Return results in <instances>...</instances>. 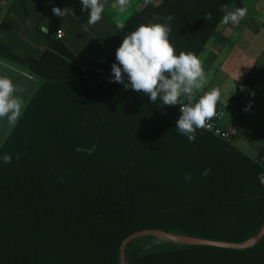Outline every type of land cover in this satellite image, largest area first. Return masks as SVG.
<instances>
[{"label": "trees", "instance_id": "1", "mask_svg": "<svg viewBox=\"0 0 264 264\" xmlns=\"http://www.w3.org/2000/svg\"><path fill=\"white\" fill-rule=\"evenodd\" d=\"M234 2L162 0L142 6L113 38L121 45L140 24L171 15L176 53L200 56L221 7ZM20 61L43 81L0 147V264H121L122 242L143 230L230 243L261 230L264 150L252 159L204 129L190 142L175 127V108L126 83L99 82L95 65L112 73L99 60L83 66L49 50ZM242 101L238 91L235 102ZM131 245L127 264H264V238L247 249Z\"/></svg>", "mask_w": 264, "mask_h": 264}, {"label": "crops", "instance_id": "2", "mask_svg": "<svg viewBox=\"0 0 264 264\" xmlns=\"http://www.w3.org/2000/svg\"><path fill=\"white\" fill-rule=\"evenodd\" d=\"M103 3L102 19L90 25V9H83L82 0H0V76L10 77L20 88L22 112L43 78L20 58L37 61L50 50L69 55L83 66L99 60L112 68L117 62L120 45L113 38L117 25L142 5L140 0H128L125 5L119 0ZM56 6L67 7V14L55 15L52 9ZM242 6L249 14L239 23H221L201 52L207 83L196 98L219 88L217 107L227 109L222 125L231 131V145L257 159L264 150V0H235L228 11ZM58 30L63 31L62 38L57 37ZM101 69V65L93 67ZM254 70L259 75L250 86L246 79ZM238 91L243 94L240 104L235 102ZM13 126L0 119V147Z\"/></svg>", "mask_w": 264, "mask_h": 264}, {"label": "clouds", "instance_id": "3", "mask_svg": "<svg viewBox=\"0 0 264 264\" xmlns=\"http://www.w3.org/2000/svg\"><path fill=\"white\" fill-rule=\"evenodd\" d=\"M119 2L125 5L128 0ZM82 5L83 9H90L88 24L94 25L102 19L103 0H82ZM67 10V7L61 9L58 6L52 9L55 15L62 17ZM221 11L225 13L221 20L223 24L239 23L247 15L245 7L228 11L226 6H222ZM205 17L208 21L212 19L210 13ZM172 20L169 15L164 23H142L124 36L116 50L117 62L112 65L113 82L124 83L126 74L125 88L142 92L154 103L159 98L162 105L180 104L175 127L192 142L196 139L197 129L206 128L207 122L217 115L221 91L212 88L196 98L207 83L203 60L191 51L176 53L170 41L171 26L167 23ZM117 27L123 29L125 25L118 24ZM19 92L20 88L10 77L0 76V119H6L10 126L17 123L23 109L24 101ZM16 158H20L19 154ZM2 159L5 164L11 163L12 156L6 153ZM185 179H191L190 174H186ZM260 181L264 183V173Z\"/></svg>", "mask_w": 264, "mask_h": 264}, {"label": "water", "instance_id": "4", "mask_svg": "<svg viewBox=\"0 0 264 264\" xmlns=\"http://www.w3.org/2000/svg\"><path fill=\"white\" fill-rule=\"evenodd\" d=\"M145 236H159L161 238L173 241L176 244H182V245H207V246L224 247V248H232V249H247L255 246L264 238V225L254 237L242 243H230V242H222V241H214V240H205L190 236L177 235L161 230H143L128 236L122 242L120 247L121 264H127L125 252L128 245L135 239Z\"/></svg>", "mask_w": 264, "mask_h": 264}, {"label": "built area", "instance_id": "5", "mask_svg": "<svg viewBox=\"0 0 264 264\" xmlns=\"http://www.w3.org/2000/svg\"><path fill=\"white\" fill-rule=\"evenodd\" d=\"M162 0H140L142 6L149 5H158ZM64 35L62 30L57 31V37L62 38ZM86 70V69H85ZM94 73L98 74L97 80L102 83L109 84H125L127 83V75L125 74L124 83L113 82V74L106 72L104 69L101 70H93ZM87 79H91L89 75L86 76ZM180 112V104L171 106ZM227 115V109L224 107H217V115L207 122V127L204 128L205 131L211 133L213 136L222 139L223 141L230 142L231 139V131L222 125V121ZM264 184V183H263Z\"/></svg>", "mask_w": 264, "mask_h": 264}, {"label": "rangeland", "instance_id": "6", "mask_svg": "<svg viewBox=\"0 0 264 264\" xmlns=\"http://www.w3.org/2000/svg\"><path fill=\"white\" fill-rule=\"evenodd\" d=\"M131 243L132 245L130 247V250H140V251H146L159 247L168 246L170 244H176L173 241L161 238L159 236H145L135 239Z\"/></svg>", "mask_w": 264, "mask_h": 264}]
</instances>
